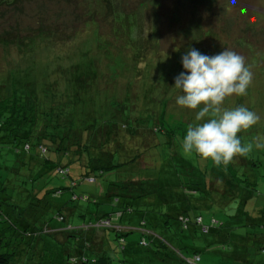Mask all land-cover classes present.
Listing matches in <instances>:
<instances>
[{
	"label": "trees",
	"instance_id": "trees-1",
	"mask_svg": "<svg viewBox=\"0 0 264 264\" xmlns=\"http://www.w3.org/2000/svg\"><path fill=\"white\" fill-rule=\"evenodd\" d=\"M14 1L11 0L10 5ZM96 1L110 6L111 34L115 41L122 38L130 51L131 58L118 55L117 51H108L105 55L109 76L104 79L113 87L119 85L121 92L110 94L100 85L106 91H95L99 93L97 95L91 93L93 97L97 96L96 100L84 96L82 82L89 75L94 78L96 73L90 63L77 67L79 72L73 77L80 93L73 87L64 86L58 93L45 94V87L13 72L0 81V264H14L21 257L23 264H39L32 256L36 253L32 252L39 253L47 247L41 236L64 233L66 237H73V232H85V236L79 247L81 253L68 256V264L73 258L74 264H133L134 246L139 249L153 246L154 253L169 244L177 256L174 264H196L200 249L191 243L195 230L211 234L212 243L219 248H230L231 259L236 263L264 264V233L256 231L264 228V210L256 211L254 201L257 182L264 179V160L249 153L247 157L236 156L227 166H217L210 159L191 153L194 160L188 163L189 155L181 145L176 144L171 149L173 146L168 141L166 129L149 126L156 124L149 115L133 114L131 111L139 104L135 102L138 96L135 94L141 86L132 77H128L131 78L128 81L125 74H130L131 67L135 75L152 50L148 45H152L150 39L154 38L151 28L159 6L156 1H151L149 12L154 22L152 24L151 20L149 28L145 29L139 14L116 11L112 8V0ZM1 3L5 0H0ZM83 18V23L91 18L95 22L102 19L90 10L84 12ZM135 30L139 34L148 30L146 34L152 38L140 41L139 48L135 45L139 43L137 38L131 36ZM48 35L46 31L35 34L37 40L46 42L50 41ZM17 37L11 32L1 34L0 44L5 46ZM180 68L183 72L182 64ZM130 87L136 92L129 91ZM124 91L134 97L127 96ZM89 99L92 106H85ZM127 99L131 100L126 104ZM155 134L166 138L162 146L169 149V153L163 158L158 153L161 165L155 170L156 174H142V170L149 171L153 166L148 163L154 150L148 137ZM51 176L65 178L66 185H50L41 179ZM91 184H97L101 191L87 195L78 190L81 185ZM79 201L92 206L93 220L71 224L67 222L71 217L86 215L79 210ZM155 201L165 208L166 220L157 214V209L154 211L157 208ZM250 201L254 204L251 206L252 217L243 208ZM100 206L107 207L108 211L100 212ZM42 207H54V220L65 222V228L51 231L45 222L37 225L36 214ZM201 209L228 217L231 222L226 225V221L218 217L211 220L209 226L202 225ZM125 220L131 225L124 226ZM237 225L243 228L241 234L232 230L238 228ZM173 229L191 232L179 239ZM154 231L169 236L168 242L161 235H154ZM132 232L138 233L135 242L129 240ZM82 251H88L89 255ZM182 251L190 256H184ZM119 254L121 259H116ZM32 259L34 263H31Z\"/></svg>",
	"mask_w": 264,
	"mask_h": 264
},
{
	"label": "rangeland",
	"instance_id": "rangeland-1",
	"mask_svg": "<svg viewBox=\"0 0 264 264\" xmlns=\"http://www.w3.org/2000/svg\"><path fill=\"white\" fill-rule=\"evenodd\" d=\"M151 1H156L159 6L155 12L157 17L155 22L154 19H151L152 15L149 12ZM10 3L11 0H5V3L0 4V36L11 32L18 37L5 46L0 44V81L4 80L9 72H13L18 77L45 87V94H50L51 91V94L58 93L64 86H68L69 89L73 87L77 93H80L73 77L79 72V67L82 68L84 64L90 63L96 73L94 78L89 75L85 82H82L84 96L92 98V101L97 97L92 95L99 94L94 93L95 91H106L102 87H105L110 94L122 91L119 85L113 87L107 82V79H104L109 76L108 69H105V55L109 54L108 51L113 53L117 51L118 55L131 58V55H128L130 54L129 48L125 47L122 38H117L118 40L115 41L111 34L113 25L108 11L110 6L107 7V3L104 4L96 0H15L14 4L10 5ZM112 8L121 13L139 14L141 16L140 23L141 25L143 23L145 29L149 28L148 23L151 20L152 24L154 22V27L151 28L154 38L152 35L146 34L149 29L143 30L142 34H139L137 30L133 31L131 36L137 38L136 40L139 42L135 45L140 48V41L151 37L152 45H148V47L152 50L144 58V65L137 68L138 72L134 75L132 68L129 67L130 74H125V77L128 81L131 80L128 77H132V80H136L141 86L135 94L138 95L135 102L139 103L137 107L141 110L136 107L135 111L131 112L136 116L149 115V119L156 123L148 124L149 126L155 125V128L162 126L164 130L166 129L168 141L173 146L171 149L176 144L182 146L183 137L186 135V129L190 123H199L195 120L198 110H189L176 104L177 97L183 93L174 87L175 78L182 72L180 71L181 58L192 48L205 55H214L228 49L245 58L247 65L252 70V83L246 95L231 96L225 100L224 106L232 108L243 105L256 112L260 117L256 125L239 133L242 143L253 141L257 135L264 136V0H112ZM112 8L111 10H113ZM88 10L93 14H98L102 19L95 22L91 18L83 23L84 12ZM94 27L101 38H98ZM40 31L48 32L50 41L37 40L35 34ZM128 36L130 37V35ZM143 43L148 44L146 41ZM111 60L113 62V58ZM183 72H185L184 69ZM185 74L187 73L185 72ZM110 79L112 80L111 77ZM53 83L55 86L52 85ZM100 85L102 87H99ZM51 86L54 88L52 89ZM130 89L128 90L132 93L136 92L135 89L131 87ZM124 93L134 97L129 92L124 91ZM90 99L85 101V106H92ZM130 100L126 104L130 103ZM143 108L146 110H142ZM148 139H150V143H153L154 150L149 155L151 159H148L149 164L153 163L152 168L149 171L146 169L141 171L142 174L147 175L149 173L156 174L155 170L161 165L160 155L163 158L165 153H169V149L166 150L162 146L166 140L164 136L155 134ZM250 154L264 160V148H253ZM188 155V163H190L194 159L191 153ZM199 163L203 165L201 162ZM144 164L146 165L147 161ZM262 170L264 173V167ZM41 179L50 185H66L65 178L51 176ZM255 189L257 190L254 199V201L256 200L255 210H264V179L258 180ZM78 190L87 195L98 194L101 191L97 184L81 185ZM253 205V202L250 201L243 206L245 212L248 211L251 217L253 215L251 206ZM77 206L86 215L83 218L71 217L67 222L80 224L86 219L93 220L92 206L88 207L86 202L81 201L77 202ZM154 206L157 207L154 208V211L157 209V214L166 220L164 216L167 215V212H165V208L162 209L163 205H159L155 201ZM87 207L89 209H86ZM100 208V212L108 211L105 206H100ZM111 209L109 208L110 211ZM55 211L54 207L48 209L42 207L36 214L37 225L45 222L51 231L63 230L65 222L54 220ZM77 214L78 212L75 213V215ZM199 214L202 225L205 226H209L211 220H217L218 217L224 219L226 225L231 222L228 217L212 214L206 209L199 210ZM239 218L243 217L239 215ZM124 223V226L131 225L127 220ZM237 227L232 230L235 234H241L243 228H239V225ZM256 231L264 233V228H258ZM158 232L154 231V235H161V238L168 242L169 236L166 237L165 234ZM172 232L179 239H183L191 230L179 232L173 229ZM72 234L73 237H66L64 233L41 236L47 247L39 253L33 251L32 253L38 254H32V256L39 261V264L48 261L51 264H68V256H76L81 253L79 247L83 243L85 232H73ZM97 236L98 234H96ZM60 238L63 240L62 242L58 241ZM137 239L138 233L132 232L129 235L131 242H135ZM213 239L209 233L202 234L197 230L194 231L191 243L200 249L197 251L199 261L196 264H241L231 259L230 248L227 246L219 248L217 244L212 243ZM145 241L147 242V239ZM153 251V246L147 249H139L134 246L135 260L133 264H174V259L177 257L170 244L160 252L153 253ZM82 252L89 255L88 251ZM182 254L190 256L187 252L182 251ZM30 255L31 253H29ZM116 259H121V255L119 254ZM163 259L165 261H159ZM23 263V257L19 262H14V264ZM31 263H34V259L31 260Z\"/></svg>",
	"mask_w": 264,
	"mask_h": 264
},
{
	"label": "clouds",
	"instance_id": "clouds-1",
	"mask_svg": "<svg viewBox=\"0 0 264 264\" xmlns=\"http://www.w3.org/2000/svg\"><path fill=\"white\" fill-rule=\"evenodd\" d=\"M181 63L187 74L181 72L175 78L174 87L183 93L176 104L198 110L195 120L199 122L187 126L183 151L227 166L236 156L247 157L253 148H264V136L257 135L244 144L238 135L256 125L259 115L243 105L224 106L227 98L246 95L252 83V70L245 58L228 49L205 55L192 48ZM74 262L75 258L71 264Z\"/></svg>",
	"mask_w": 264,
	"mask_h": 264
}]
</instances>
